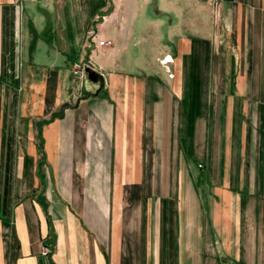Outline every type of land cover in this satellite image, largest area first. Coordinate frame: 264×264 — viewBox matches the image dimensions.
<instances>
[{
	"label": "crops",
	"instance_id": "1",
	"mask_svg": "<svg viewBox=\"0 0 264 264\" xmlns=\"http://www.w3.org/2000/svg\"><path fill=\"white\" fill-rule=\"evenodd\" d=\"M0 264H264V0H0Z\"/></svg>",
	"mask_w": 264,
	"mask_h": 264
},
{
	"label": "water",
	"instance_id": "2",
	"mask_svg": "<svg viewBox=\"0 0 264 264\" xmlns=\"http://www.w3.org/2000/svg\"><path fill=\"white\" fill-rule=\"evenodd\" d=\"M84 87L87 95H98L105 88V77L92 66L84 69Z\"/></svg>",
	"mask_w": 264,
	"mask_h": 264
},
{
	"label": "built area",
	"instance_id": "3",
	"mask_svg": "<svg viewBox=\"0 0 264 264\" xmlns=\"http://www.w3.org/2000/svg\"><path fill=\"white\" fill-rule=\"evenodd\" d=\"M89 34L91 36V39H93V41H95L96 44H98V45L104 46V45H108V44L112 43L109 40H105V39L100 38L96 29L90 30ZM171 61H172L171 56H167L164 59V62L166 64H168ZM85 67H86V65L76 64V66L74 68V73L77 75H80V76H84ZM51 251H52V245L51 244H43L42 245V251L41 252L43 255H48Z\"/></svg>",
	"mask_w": 264,
	"mask_h": 264
},
{
	"label": "rangeland",
	"instance_id": "4",
	"mask_svg": "<svg viewBox=\"0 0 264 264\" xmlns=\"http://www.w3.org/2000/svg\"><path fill=\"white\" fill-rule=\"evenodd\" d=\"M198 1H199V3H200V2H204V0H198ZM168 183H169V185H170L171 188H177V186H178L177 183H179V182H178V181L175 182L174 180H171V181H169ZM185 184H186V187H190V185H189V184H190V181H187V182H186V181H185V182L182 181V187H184ZM201 187H202V186H201ZM199 188H200V187H199Z\"/></svg>",
	"mask_w": 264,
	"mask_h": 264
},
{
	"label": "bare ground",
	"instance_id": "5",
	"mask_svg": "<svg viewBox=\"0 0 264 264\" xmlns=\"http://www.w3.org/2000/svg\"><path fill=\"white\" fill-rule=\"evenodd\" d=\"M77 75V74H76Z\"/></svg>",
	"mask_w": 264,
	"mask_h": 264
}]
</instances>
